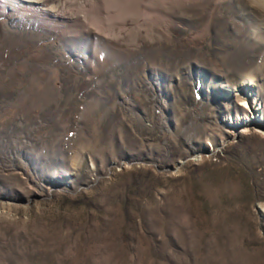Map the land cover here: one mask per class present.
Listing matches in <instances>:
<instances>
[{
  "label": "rangeland",
  "instance_id": "obj_1",
  "mask_svg": "<svg viewBox=\"0 0 264 264\" xmlns=\"http://www.w3.org/2000/svg\"><path fill=\"white\" fill-rule=\"evenodd\" d=\"M59 2L0 8V264H264V0Z\"/></svg>",
  "mask_w": 264,
  "mask_h": 264
},
{
  "label": "bare ground",
  "instance_id": "obj_2",
  "mask_svg": "<svg viewBox=\"0 0 264 264\" xmlns=\"http://www.w3.org/2000/svg\"><path fill=\"white\" fill-rule=\"evenodd\" d=\"M11 2H3L0 1V8L1 10H17V11H22L24 6H31V8H34L36 12H32L30 16H38L44 19V21H47L49 24L58 22V23H64L67 24L75 22L77 23L78 28V33H81L84 28L89 29L88 26V16L87 14L83 13L82 11L79 12V14L76 13H70L69 11L65 10V5L62 2L57 3V5H46L48 1L51 3H54L57 0H10ZM60 1V0H58ZM43 2V3H42ZM42 7V8H41ZM82 7V5H81ZM79 8V7H78ZM79 10V9H78ZM89 11V10H88ZM78 12V11H77ZM92 14L98 13L97 10H93L91 12ZM245 84H251L250 79H246ZM249 87H246L248 89ZM251 106H248V103L246 99H243V108L249 109ZM256 116V115H255ZM255 123L258 124L260 123L257 119H255ZM243 132V131H242Z\"/></svg>",
  "mask_w": 264,
  "mask_h": 264
}]
</instances>
